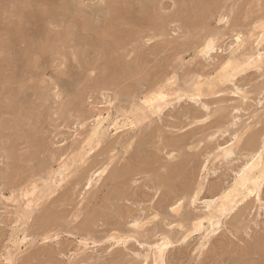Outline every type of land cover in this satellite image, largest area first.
Masks as SVG:
<instances>
[{"label": "rangeland", "instance_id": "374dc122", "mask_svg": "<svg viewBox=\"0 0 264 264\" xmlns=\"http://www.w3.org/2000/svg\"><path fill=\"white\" fill-rule=\"evenodd\" d=\"M263 26L264 0H0V264H156L162 233L174 241L166 264H264V184L213 234L205 221L184 240L264 144V62L196 100L183 95L218 80L228 60L264 52ZM210 37L215 49L204 56ZM158 89L169 96L152 115L143 100ZM109 114L120 126L147 118L134 131L110 127L81 162L96 120ZM112 156L109 175L90 186ZM129 158L136 171L111 181ZM36 187L43 193L29 209L23 194ZM181 197L184 222L169 210ZM138 217L142 229L132 226Z\"/></svg>", "mask_w": 264, "mask_h": 264}, {"label": "bare ground", "instance_id": "6f19581e", "mask_svg": "<svg viewBox=\"0 0 264 264\" xmlns=\"http://www.w3.org/2000/svg\"><path fill=\"white\" fill-rule=\"evenodd\" d=\"M22 2V1H21ZM20 2V3H21ZM16 5V4H15ZM18 9V8H17ZM24 9V8H23ZM17 14V13H16ZM20 18V17H19ZM42 23V22H41ZM47 24V23H46ZM48 26V25H47ZM42 32V31H41ZM260 40H258L259 43L258 46H261L262 45V42H264V26H263V33L260 34V36L258 37ZM211 39V37H210ZM123 40V39H122ZM207 40V39H206ZM213 41L214 40H207V42L205 44H203L202 46V50L201 52L205 55H209L215 48H214V45H213ZM237 50H240L244 45V40L241 39L240 36H238L237 38ZM257 42V41H256ZM256 44V45H257ZM258 49V48H257ZM260 50V48H259ZM258 51V50H257ZM237 52V51H236ZM252 53V52H251ZM256 53V51L254 52ZM248 54V53H247ZM241 59V58H240ZM245 61V63L243 64V62ZM264 62V52L262 50L258 51L256 53V55H249V56H246L244 57L243 60H237V59H230L228 60V62H226L225 65H223L222 67V71L221 73L217 76L216 79L218 80H212V81H209V82H206V83H202V82H198L196 79V77L194 76V78L196 79H193L194 81L196 80L197 83H193L196 87H192L191 89H193L192 93H189V94H185L183 93V95L188 96L189 98H194L196 100V98H200L202 96H204V92L205 89L207 88V91L210 93V91H212V88L216 85V81L218 82H223V81H232L233 77L236 76V72H241L242 70H245L247 67H250V66H253V65H258L260 63H263ZM127 70V69H126ZM137 70V69H136ZM235 72V73H234ZM200 74V73H198ZM201 75V74H200ZM198 76V75H197ZM192 77V76H191ZM201 79L202 77L199 76ZM200 79V80H201ZM173 80V79H172ZM169 81V80H167ZM171 81V80H170ZM172 82V81H171ZM191 83V84H192ZM152 85V84H151ZM159 85V84H158ZM193 85V86H194ZM183 86V85H182ZM191 86V85H190ZM190 86L187 88H190ZM206 86V88L204 89V87ZM2 88V87H1ZM186 88V87H185ZM185 88H182V89H185ZM181 87L176 91L178 92L179 90H182ZM176 90V89H175ZM150 91V90H148ZM154 91V90H153ZM173 91V90H172ZM174 92V91H173ZM181 92V91H180ZM184 92V90H183ZM189 92V91H187ZM207 92V93H208ZM179 93V92H178ZM177 93V95H178ZM182 93V92H181ZM208 93V94H209ZM174 95V94H173ZM146 96V95H145ZM168 93L164 92L163 89H158L156 92H153V94H150V96L148 97H145V100L144 101V104L147 108H144V109H148L150 111V113L152 115H156L157 112H160L162 111V106L163 104L165 105V102H166V99L168 100ZM175 96V95H174ZM182 96H178L179 99H182L181 98ZM183 97V98H185ZM178 98L176 100H178ZM144 99V98H142ZM198 100V99H197ZM169 103V102H168ZM136 104V103H135ZM140 104V103H139ZM143 104V103H142ZM141 105V104H140ZM134 107V105H133ZM144 107V106H143ZM164 107V106H163ZM132 108V107H131ZM139 108V107H138ZM142 108V107H141ZM143 109V108H142ZM138 110V109H137ZM143 111V110H142ZM132 112V111H131ZM123 113V112H122ZM127 114V113H126ZM160 114V113H159ZM125 115V114H124ZM130 115V114H129ZM128 116V115H127ZM133 117V116H132ZM146 115L142 114V115H139V116H136L134 117L133 119H130V118H127V122L125 121L123 123V126L121 125L120 126V123L118 122V120L116 121H112V123H110V120H113L111 119V114H109L107 117H100L96 120V123L94 125V127L92 128V131H91V134L90 137H89V140L85 142V144H81L82 145V152L83 153H80V161L83 162L84 160H86V155H88L91 151H94V147L92 144L96 143V148H97V145L99 146L102 142V138H104V136L106 135L107 131L109 132L110 130V127H113L115 131H119L120 129L122 128H126V127H129L130 129H133L134 131V128L138 126V124L140 125L145 119H146ZM147 121V120H146ZM106 124H108L106 130H105V127H106ZM138 128V127H137ZM129 129V130H130ZM136 131V129H135ZM128 132V131H127ZM134 137V136H133ZM130 139V138H129ZM132 140V139H131ZM238 140V139H237ZM239 141V140H238ZM133 142V141H132ZM136 142V141H135ZM145 142V141H144ZM105 143V142H103ZM129 143V142H128ZM131 143V142H130ZM238 143V142H237ZM134 144V143H133ZM90 146V149L88 150L87 147ZM101 146V145H100ZM230 146V145H229ZM132 147V144H129L126 148V153H129V150L131 149ZM253 147V145H252ZM133 148V147H132ZM143 148V147H142ZM254 148V147H253ZM250 147V149H253ZM256 148V147H255ZM116 150V149H115ZM221 150V149H220ZM233 149H231V147H228V148H224L221 150V155L224 157V156H231V154L233 153L232 151ZM107 151V150H106ZM173 151V150H172ZM85 152V153H84ZM110 152V151H109ZM251 153L250 154V159L246 162V164L243 166V168L238 172L236 178H235V181L234 183L232 184V186L228 189H225L224 191H222L221 195L219 196L218 199L214 200V201H209L205 204L206 208H207V212H206V215L203 217V218H197L196 221L194 220L192 222V225L191 227H189V233L187 236L184 237V240H186L188 238V236L190 237V235H193V233H196V232H201L204 227H205V221L208 222L209 226H210V229L212 228L213 232H211L212 234L215 232V227L221 225V217H224L225 218L232 214L233 211H235V209L237 208V205L241 202V201H244L245 199H248L249 197H251L252 195H256L258 198L260 197V190H261V187L262 185L264 184V144L260 147V148H256L255 149V152H252L251 150ZM111 156V155H110ZM119 156V155H118ZM130 156V155H129ZM75 157V156H74ZM109 157V156H108ZM131 157V156H130ZM107 158V157H106ZM79 159V157H78ZM117 159V156H112L110 157L109 161L104 164L105 165V168H103V170L99 173L98 171V174L97 175V178L94 179V176L90 179L89 181V185L92 186L93 183H96L98 184V181L100 182V179L102 178L103 174L107 173V171L109 170V168L111 167V165L116 161ZM128 159V158H126ZM75 160V158H74ZM73 160V161H74ZM133 161V162H132ZM66 162V161H65ZM85 162V161H84ZM134 162H136V159L134 161V159L132 158H129V162L125 164H123L124 166H122L121 168H115V172L110 176V180L114 181V180H117L119 181L120 178H122L124 175L126 174H131L132 171L135 172V168L137 165H134ZM103 163V162H102ZM61 164V163H60ZM137 164V162H136ZM151 164V163H150ZM69 164L66 162L64 163L63 165H61L60 167V172H59V175L60 176H63V173L65 174V172L68 170L67 168H69ZM120 166V165H119ZM159 166V165H158ZM99 167V166H98ZM138 167V166H137ZM142 167V166H141ZM148 167V166H147ZM160 167V166H159ZM158 168V167H157ZM206 168V167H205ZM67 169V170H66ZM102 169V168H101ZM114 169V168H113ZM59 170V169H58ZM66 170V171H65ZM143 170V169H142ZM141 170V172H142ZM173 170V169H172ZM65 171V172H64ZM140 171V170H139ZM177 171V170H176ZM57 172V170H56ZM146 172V171H145ZM97 173V172H96ZM137 173V172H136ZM164 173V172H163ZM171 173V172H170ZM57 174V173H55ZM95 174V173H94ZM93 174V175H94ZM111 174V173H110ZM135 174V173H134ZM108 175H109V171H108ZM194 175V174H193ZM198 175V174H197ZM59 176V177H60ZM67 177V175L65 176L64 175V178L62 179V181H64V179ZM91 177V176H90ZM108 177V176H107ZM61 178V177H60ZM126 180V176L124 177ZM131 178V177H130ZM162 180V179H161ZM195 180V178H194ZM102 181V180H101ZM123 181V179H122ZM203 181V180H202ZM120 182V181H119ZM127 182V181H126ZM131 182V181H130ZM165 182V181H164ZM190 182V181H189ZM201 182V181H200ZM199 182V183H200ZM122 183V182H121ZM124 183V181H123ZM202 184V183H201ZM200 184V185H201ZM166 185V184H164ZM199 185V192L196 191V194H193V201L191 204H194L196 203V201L198 200V196L199 194L201 193L202 191V185L200 187ZM116 186V185H115ZM129 186V185H128ZM121 187V186H120ZM164 187V186H163ZM195 187V186H194ZM204 187V186H203ZM171 188V187H170ZM197 188V186H196ZM195 188V189H196ZM38 189V187H36L35 189L33 188L31 191L30 190H27L25 192V194H23L22 196L24 198H27L28 199V203H27V207L30 209V207L32 206L34 200H36V198H38L43 192L42 191H39L38 193L36 192V190ZM123 189V188H121ZM48 190V189H47ZM108 190V189H107ZM220 190V189H219ZM218 190V191H219ZM109 191V190H108ZM190 190H188L189 192ZM195 193V192H194ZM104 194V193H103ZM190 194V193H189ZM192 195V194H191ZM217 196V195H216ZM95 197V196H94ZM122 197V196H121ZM180 197V196H178ZM191 197V196H190ZM176 198V196H175ZM182 198V197H181ZM177 199L175 202H172L170 203V199L168 200L169 203H170V207H169V210L171 211V213L173 215H175L176 217H181L182 216V212H183V209H184V201H183V198L181 199ZM188 199V198H187ZM260 199V198H259ZM122 200V198H121ZM167 200V199H166ZM173 200V198L171 199ZM186 200V198H185ZM189 200V199H188ZM118 204V203H117ZM160 204V203H159ZM165 206V205H164ZM163 206V207H164ZM169 205H167L168 207ZM168 210V209H167ZM166 210V211H167ZM26 212V211H25ZM29 212V211H28ZM24 213L23 215L26 216L28 215L29 213ZM79 212V211H78ZM157 212V211H156ZM162 212V211H161ZM77 215V214H76ZM132 216V215H131ZM192 216V215H191ZM203 216V215H202ZM128 217V216H127ZM159 217V214H156L152 217V220H156L157 218ZM183 218V216L181 217V219ZM188 215L187 217H185L186 220H190ZM129 219V218H128ZM179 220V219H178ZM177 220V221H178ZM149 221V220H148ZM179 222V221H178ZM183 222H184V218H183ZM91 223V222H89ZM93 223V222H92ZM185 223H178V227L181 228L182 230L185 228L184 226ZM132 226L134 228H141L144 226L143 224V221H141L138 217V219H135ZM91 226L88 225L87 223L85 225L82 226V231H90L91 230ZM144 228V227H143ZM140 229V230H141ZM156 229V228H155ZM219 229V228H218ZM216 229V230H218ZM139 230V229H138ZM157 230V229H156ZM163 230V229H162ZM172 231V230H171ZM188 231V230H187ZM48 232V231H47ZM163 232V231H162ZM165 232V231H164ZM174 232V231H173ZM154 234V233H153ZM131 236V235H130ZM129 236V238H125V237H121V236H113L112 238L113 239H116L115 242L117 243V241H119L120 243L123 242L126 244V240L130 239L131 237ZM212 236V235H211ZM210 234H208L207 236H205V239H209L210 237ZM55 236H49V235H45V238L44 240H52ZM141 237V236H140ZM93 238V237H91ZM112 238H109V239H112ZM133 238V237H132ZM135 238V237H134ZM162 239L156 243V247H155V252L153 253V256L155 258V263L156 264H166L165 261H164V257H165V254L167 251H169L168 249L174 244V241L172 240V238L170 236H167L165 234L162 233ZM136 239V238H135ZM87 240V239H86ZM92 240V239H91ZM90 240V241H91ZM132 240V239H131ZM176 240V239H175ZM26 240L25 238L21 241H14V245H16L18 248H20L18 245L21 244V243H24ZM114 241V240H113ZM118 242V244H120ZM156 242V241H155ZM122 244V243H121ZM206 244V243H205ZM142 245V244H141ZM149 245V244H147ZM207 245V244H206ZM152 248V247H151ZM204 249V248H203ZM203 251V250H202ZM201 251V252H202ZM14 255L13 254H8V259L7 261H10V259L13 257ZM222 257V256H221ZM220 257V258H221ZM14 258V257H13ZM224 259V258H222ZM87 261V260H86ZM85 261V262H86ZM222 261V260H221ZM11 262V261H10ZM85 264V263H83Z\"/></svg>", "mask_w": 264, "mask_h": 264}]
</instances>
